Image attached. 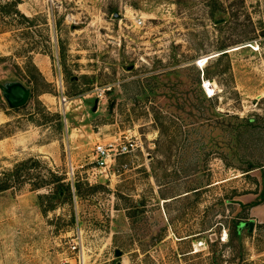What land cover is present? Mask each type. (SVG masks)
Masks as SVG:
<instances>
[{"label":"rangeland","instance_id":"1","mask_svg":"<svg viewBox=\"0 0 264 264\" xmlns=\"http://www.w3.org/2000/svg\"><path fill=\"white\" fill-rule=\"evenodd\" d=\"M11 82L0 264H264V0H0Z\"/></svg>","mask_w":264,"mask_h":264},{"label":"built area","instance_id":"2","mask_svg":"<svg viewBox=\"0 0 264 264\" xmlns=\"http://www.w3.org/2000/svg\"><path fill=\"white\" fill-rule=\"evenodd\" d=\"M138 22V21H137ZM137 148V144L128 138H124L123 140H108L104 142L96 141L92 146V171L91 174H95L96 172L103 171L109 163H111L115 157L129 154ZM101 169V170H100ZM68 173L72 175L73 167L69 166ZM76 246L74 244L70 245V251L75 252ZM81 260V261H80ZM74 261L76 264H83L82 258L79 259V256H74ZM68 263V260L64 259L61 264Z\"/></svg>","mask_w":264,"mask_h":264},{"label":"water","instance_id":"3","mask_svg":"<svg viewBox=\"0 0 264 264\" xmlns=\"http://www.w3.org/2000/svg\"><path fill=\"white\" fill-rule=\"evenodd\" d=\"M112 16L117 17V13L113 12ZM220 20L221 19H219L218 21ZM129 68H131V66H128L126 69ZM0 90L9 108H17L22 106L26 102L29 95L28 88L19 82H11L5 85H0ZM93 108L94 106L92 107V109ZM251 226H252L251 220H248L246 222L245 221L240 222L239 224L240 228L247 227V229H251ZM114 255L116 256L119 255V250H115Z\"/></svg>","mask_w":264,"mask_h":264},{"label":"trees","instance_id":"4","mask_svg":"<svg viewBox=\"0 0 264 264\" xmlns=\"http://www.w3.org/2000/svg\"><path fill=\"white\" fill-rule=\"evenodd\" d=\"M218 11H221L218 9ZM214 12H216L214 9L210 10L209 11V14L212 15L214 14ZM223 12V10H222ZM6 188V185H1L0 186V190ZM59 191H57L58 193ZM264 194V185H263V179H262V189H261V195ZM261 200H258V201H254V202H249V203H239V205H241V207H248L250 206L251 204H256L258 202H260ZM241 221H233L232 223V228L228 231V235H229V240L231 241L232 239H236L239 235V231H240V227H239V224H240Z\"/></svg>","mask_w":264,"mask_h":264}]
</instances>
